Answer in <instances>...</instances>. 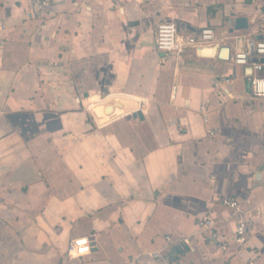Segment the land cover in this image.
Returning a JSON list of instances; mask_svg holds the SVG:
<instances>
[{"label":"crops","instance_id":"crops-1","mask_svg":"<svg viewBox=\"0 0 264 264\" xmlns=\"http://www.w3.org/2000/svg\"><path fill=\"white\" fill-rule=\"evenodd\" d=\"M32 2L0 0V264H264V58L233 62L264 42V0ZM163 22L215 42L161 54ZM225 200L255 221L243 247Z\"/></svg>","mask_w":264,"mask_h":264},{"label":"built area","instance_id":"built-area-1","mask_svg":"<svg viewBox=\"0 0 264 264\" xmlns=\"http://www.w3.org/2000/svg\"><path fill=\"white\" fill-rule=\"evenodd\" d=\"M55 0H33L27 17L32 18L40 16L43 13L53 11ZM215 33L210 28H203L197 36L183 38L178 32V28L171 22H163L157 27L156 49L161 54L180 55L188 48H204L215 42ZM256 58V62H253ZM260 58H264V42H259L249 53H237L233 62L237 66L248 67L256 73H260L263 69L258 62ZM224 83H229V77H220L213 81L214 89L220 90ZM250 88L253 98L264 100V77L257 76L250 78ZM225 206L232 209L236 215L241 216L236 224L233 232L234 239L240 247L247 244L250 233L255 228L253 218H245L247 213L241 208L237 201L225 200ZM216 222L211 216H205L200 222V228L210 232V238L218 242L222 250L227 249L226 238L222 237L218 232L214 231ZM93 243L89 237H81L70 241L68 246V256L71 260L80 259L91 254ZM155 257L160 258L159 254Z\"/></svg>","mask_w":264,"mask_h":264},{"label":"water","instance_id":"water-1","mask_svg":"<svg viewBox=\"0 0 264 264\" xmlns=\"http://www.w3.org/2000/svg\"><path fill=\"white\" fill-rule=\"evenodd\" d=\"M254 49V46L252 47V50ZM138 115H140V114H138Z\"/></svg>","mask_w":264,"mask_h":264}]
</instances>
